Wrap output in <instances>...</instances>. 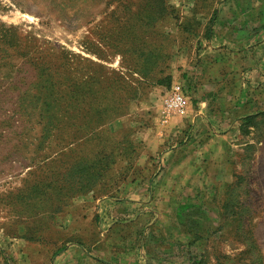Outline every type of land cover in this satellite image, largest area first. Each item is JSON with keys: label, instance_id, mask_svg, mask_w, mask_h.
Returning a JSON list of instances; mask_svg holds the SVG:
<instances>
[{"label": "rangeland", "instance_id": "1", "mask_svg": "<svg viewBox=\"0 0 264 264\" xmlns=\"http://www.w3.org/2000/svg\"><path fill=\"white\" fill-rule=\"evenodd\" d=\"M246 39L264 40V0H0V264H264V80L213 118L236 126L204 199L182 216L194 199L155 191L193 138L172 87L198 109L194 83L241 77ZM149 207L190 235L157 225L172 242L147 260Z\"/></svg>", "mask_w": 264, "mask_h": 264}, {"label": "crops", "instance_id": "2", "mask_svg": "<svg viewBox=\"0 0 264 264\" xmlns=\"http://www.w3.org/2000/svg\"><path fill=\"white\" fill-rule=\"evenodd\" d=\"M212 44V42H211ZM233 47L239 50H229L236 56L245 57V69L241 77H238L236 73L232 74L230 77L216 78V75L220 74L218 70H221V66H211L209 69L207 77L202 80L199 84H195L196 88H193L192 95L197 97L199 100H202L199 103V108L193 110L189 105L187 114H185L182 119L183 129L187 130L191 126L189 133L193 135L191 140H187L183 146L177 148L176 146L173 149L183 150L184 153L179 157L172 158L171 162L169 160L163 162V166H170L164 172H161L159 175V182H163V186L155 187L156 193L158 192L161 195H166V191L172 192L175 197H181L183 199H194L189 200L190 203H183L178 209L182 210V216L185 215V212H189L193 209L194 206H197L198 198L204 199L205 195V185H207L209 180H213V177L216 178L218 170L222 164V155L226 149L228 140L230 138V133L228 132L230 128L236 126V120L230 122L229 120L223 119L216 121L213 118H227V116L233 117L237 110L241 109V102L244 100L245 86H260L262 85V80H264V40L258 42L257 45H252L248 43V39L239 41L238 43L234 42ZM212 46L208 47L206 50H203L202 53L212 55ZM230 53H228V59L230 58ZM241 58V57H238ZM210 59V58H209ZM213 62V60H210ZM235 70V68H233ZM202 74V73H201ZM222 77V76H221ZM200 81V79H199ZM243 88V91H242ZM254 90V89H253ZM256 90V88H255ZM221 102H227V108H223ZM250 116V115H249ZM214 120V121H213ZM209 124L208 126L203 127L200 124L205 123ZM235 123V124H234ZM192 124V125H191ZM160 134L162 131L159 132ZM199 135V136H197ZM165 135L162 133L161 140L158 137L155 139L156 142L151 143L146 148V154L155 155L157 154L162 146L165 147L164 143ZM146 147V146H145ZM143 148L142 155L145 151ZM159 162V160H157ZM214 176L212 177V175ZM158 182V179L156 180ZM172 183V184H171ZM170 184V185H169ZM171 198L170 196H167ZM153 209L146 208L139 219L149 217V222L146 225V228L151 227L150 235L144 243L145 252L143 255L145 258L152 256L153 259L156 258V253L161 256L166 255V251L163 248H159L160 241L162 243L171 244L170 241L166 240V237L158 235L157 237L154 233H151V230L158 227H162L174 231L183 228L187 231V226L185 224L179 223L178 225H165L162 221V218L165 215H157ZM152 217V221L150 220ZM127 224L133 225L134 228L139 230V221H129ZM179 227V228H177ZM189 234V232L187 231ZM187 234V236H188ZM190 235V234H189ZM191 239H187V244L190 243ZM158 243V244H157ZM178 244V241L176 242ZM158 247V248H157ZM147 248V249H146ZM141 254V253H140ZM144 258V259H145ZM136 262V261H135Z\"/></svg>", "mask_w": 264, "mask_h": 264}, {"label": "built area", "instance_id": "3", "mask_svg": "<svg viewBox=\"0 0 264 264\" xmlns=\"http://www.w3.org/2000/svg\"><path fill=\"white\" fill-rule=\"evenodd\" d=\"M166 109L178 115H185L187 112V101L185 92L181 85H174L170 95L165 100Z\"/></svg>", "mask_w": 264, "mask_h": 264}]
</instances>
